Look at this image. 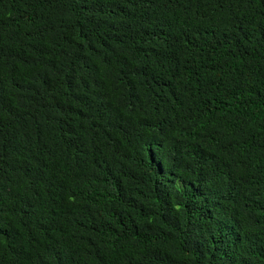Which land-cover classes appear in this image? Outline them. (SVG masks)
Masks as SVG:
<instances>
[{
  "label": "trees",
  "instance_id": "1",
  "mask_svg": "<svg viewBox=\"0 0 264 264\" xmlns=\"http://www.w3.org/2000/svg\"><path fill=\"white\" fill-rule=\"evenodd\" d=\"M0 264H264V0H0Z\"/></svg>",
  "mask_w": 264,
  "mask_h": 264
}]
</instances>
